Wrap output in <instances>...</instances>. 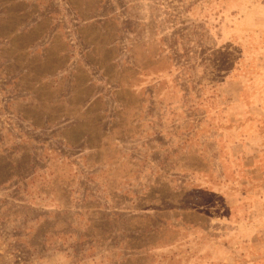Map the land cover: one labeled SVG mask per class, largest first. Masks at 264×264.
<instances>
[{"label":"rangeland","instance_id":"374dc122","mask_svg":"<svg viewBox=\"0 0 264 264\" xmlns=\"http://www.w3.org/2000/svg\"><path fill=\"white\" fill-rule=\"evenodd\" d=\"M0 264H264V0H0Z\"/></svg>","mask_w":264,"mask_h":264}]
</instances>
